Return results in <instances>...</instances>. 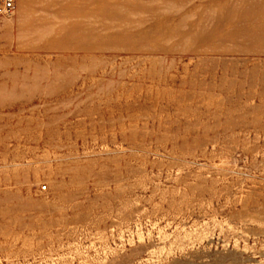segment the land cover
Segmentation results:
<instances>
[{
  "label": "rangeland",
  "instance_id": "rangeland-1",
  "mask_svg": "<svg viewBox=\"0 0 264 264\" xmlns=\"http://www.w3.org/2000/svg\"><path fill=\"white\" fill-rule=\"evenodd\" d=\"M0 264H264V0H18Z\"/></svg>",
  "mask_w": 264,
  "mask_h": 264
},
{
  "label": "built area",
  "instance_id": "built-area-1",
  "mask_svg": "<svg viewBox=\"0 0 264 264\" xmlns=\"http://www.w3.org/2000/svg\"><path fill=\"white\" fill-rule=\"evenodd\" d=\"M18 0H0V23L13 15Z\"/></svg>",
  "mask_w": 264,
  "mask_h": 264
}]
</instances>
